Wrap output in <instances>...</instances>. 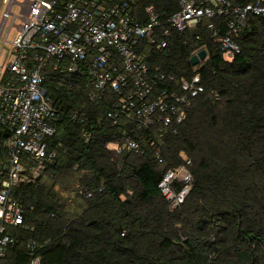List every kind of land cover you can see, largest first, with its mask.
Returning a JSON list of instances; mask_svg holds the SVG:
<instances>
[{
    "label": "trees",
    "instance_id": "16d2710c",
    "mask_svg": "<svg viewBox=\"0 0 264 264\" xmlns=\"http://www.w3.org/2000/svg\"><path fill=\"white\" fill-rule=\"evenodd\" d=\"M148 5L162 26L178 10V0H137L128 12L144 23ZM228 20L203 17L184 32L172 31L163 48L158 29L153 44H137L149 81L165 76L152 81L148 100L181 92L180 82L194 75L203 87L185 119L161 136L156 123L144 128L121 118L113 125L107 112L119 95L105 88L90 100L86 64L61 75L53 61L46 63L41 86L52 101L47 123L54 130L46 141L55 156L36 176V164L22 159L27 181L11 198L24 224L7 230L14 244L3 264H27L34 258L28 243L40 264H264V16L247 17L232 37L239 52L227 62L214 39L226 34ZM201 49L205 60L192 65ZM6 137L0 126V164ZM124 137L139 151L109 147L121 146ZM181 166L191 182L172 207L158 185ZM182 188L178 181L171 185L175 196Z\"/></svg>",
    "mask_w": 264,
    "mask_h": 264
},
{
    "label": "built area",
    "instance_id": "2783aa9c",
    "mask_svg": "<svg viewBox=\"0 0 264 264\" xmlns=\"http://www.w3.org/2000/svg\"><path fill=\"white\" fill-rule=\"evenodd\" d=\"M136 1L0 0V126L7 134L5 159L0 164V264L14 244L7 230L24 224L21 206L11 198L13 188L27 181L23 157L29 156L36 164L32 170L36 176L42 164L55 156L48 152L46 141L54 134L47 123L53 115L52 101L41 86L47 62L53 61L50 67L61 75H75L86 64L90 100L105 88L119 95L107 112L113 125L121 118L144 128L156 123L161 136L164 129L185 119L186 108L203 87L194 75L180 82L181 92L162 91L148 100L157 78L153 75L149 81L147 62L137 52V44L141 40L153 44L158 29L163 41L157 47L163 48L172 31L184 32L203 17L222 15L229 17L228 29L214 41L228 62L239 52L232 37L244 27L247 17L264 16V0L244 6L229 0H178V10L162 26L153 5L145 8V22L137 21L128 12ZM163 79L160 74L157 80ZM123 88L126 96L120 94ZM109 147L118 153L121 149L139 151L131 137H124L121 146L113 143ZM156 157L161 162L158 150ZM184 160L188 165L189 160ZM174 181L183 184L176 196L171 191ZM190 182V174L181 166L167 171L158 187L174 207L182 202ZM27 248L34 256L27 264H40L35 247L28 243Z\"/></svg>",
    "mask_w": 264,
    "mask_h": 264
},
{
    "label": "water",
    "instance_id": "95a60500",
    "mask_svg": "<svg viewBox=\"0 0 264 264\" xmlns=\"http://www.w3.org/2000/svg\"><path fill=\"white\" fill-rule=\"evenodd\" d=\"M205 58H206V51L204 49H201L190 57V62L192 65H197L200 62L204 61Z\"/></svg>",
    "mask_w": 264,
    "mask_h": 264
}]
</instances>
